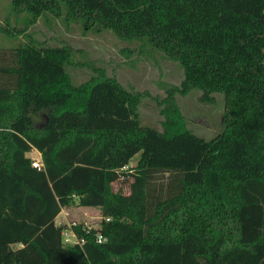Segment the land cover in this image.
Segmentation results:
<instances>
[{
	"label": "trees",
	"instance_id": "16d2710c",
	"mask_svg": "<svg viewBox=\"0 0 264 264\" xmlns=\"http://www.w3.org/2000/svg\"><path fill=\"white\" fill-rule=\"evenodd\" d=\"M11 4L30 23L64 9L147 38L182 64L184 88L223 92L226 113L205 139L169 92L159 130L115 78L74 84L68 47L16 45L0 64V264H264V0ZM73 196L103 217L97 228L75 224L83 241L64 243L55 217Z\"/></svg>",
	"mask_w": 264,
	"mask_h": 264
},
{
	"label": "rangeland",
	"instance_id": "374dc122",
	"mask_svg": "<svg viewBox=\"0 0 264 264\" xmlns=\"http://www.w3.org/2000/svg\"><path fill=\"white\" fill-rule=\"evenodd\" d=\"M29 18L24 11L15 12L11 0H0V64L12 62L11 51L21 43L65 46L70 50L65 69L72 82L79 84L100 71L115 78L139 95L137 111L143 124L163 130L161 109L172 92L185 126L195 134L210 139L223 129L226 113L223 92L213 91L206 97L200 87L184 88L182 64L147 38L119 35L96 23L67 16L64 9L59 15L45 12L31 23L27 22ZM42 117L43 113L37 120L39 124ZM27 155L41 156L33 148ZM137 158L138 154L134 155L124 169L134 166ZM119 183L114 182V186ZM73 198L69 206L61 208L55 222L63 224L74 219L99 226L100 210L81 206L77 197Z\"/></svg>",
	"mask_w": 264,
	"mask_h": 264
},
{
	"label": "built area",
	"instance_id": "2783aa9c",
	"mask_svg": "<svg viewBox=\"0 0 264 264\" xmlns=\"http://www.w3.org/2000/svg\"><path fill=\"white\" fill-rule=\"evenodd\" d=\"M31 159H32V165H34L36 167H40L42 165L41 159H38V158H31ZM122 168H126V165H124ZM104 218L108 219L109 217H104ZM79 222L80 221L72 219L67 223L66 222H64L63 224L58 223V224L62 225L61 234H62V238H63L64 243H81L83 241L82 238H79L76 235L74 228H73V226ZM81 222L83 223L82 227L84 229H86V228L87 229L88 228H97L98 227V225L94 226V225L88 224L87 221H81ZM95 239L97 242H103L106 239V237L100 231H98L96 233Z\"/></svg>",
	"mask_w": 264,
	"mask_h": 264
},
{
	"label": "crops",
	"instance_id": "0c3cea01",
	"mask_svg": "<svg viewBox=\"0 0 264 264\" xmlns=\"http://www.w3.org/2000/svg\"><path fill=\"white\" fill-rule=\"evenodd\" d=\"M33 149H36V148H33ZM37 150V149H36ZM40 153V152H39ZM27 154V153H26ZM41 155V154H40ZM38 158V159H41V156L40 157H38V156H32L31 158Z\"/></svg>",
	"mask_w": 264,
	"mask_h": 264
}]
</instances>
